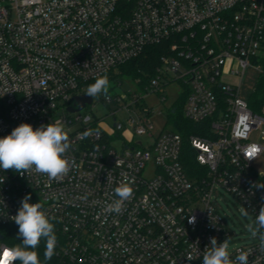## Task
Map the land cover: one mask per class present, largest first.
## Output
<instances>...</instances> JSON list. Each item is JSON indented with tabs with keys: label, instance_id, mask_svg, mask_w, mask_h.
I'll list each match as a JSON object with an SVG mask.
<instances>
[{
	"label": "built area",
	"instance_id": "built-area-1",
	"mask_svg": "<svg viewBox=\"0 0 264 264\" xmlns=\"http://www.w3.org/2000/svg\"><path fill=\"white\" fill-rule=\"evenodd\" d=\"M151 46L165 52L142 91L107 92L85 107L103 103L114 128L68 111L88 85ZM253 61L264 75V0H0V137L21 123L60 120L73 162L57 180L0 170V227L15 224L30 195L58 225L59 264H203L211 238L222 243L232 234L216 193L233 195L254 219L264 207V174L254 169L264 147L250 141L261 128L264 138V107L254 112L240 98ZM174 83L187 93L184 117L211 123L190 138L205 170L197 180L182 162L180 134L166 127L153 138L154 111L144 102L150 95L164 101ZM122 112L125 121L117 118ZM120 133L118 151L111 140ZM125 178L134 179L133 197L119 214L109 213ZM8 248L0 239V255ZM240 252L248 264H264L261 240L230 258Z\"/></svg>",
	"mask_w": 264,
	"mask_h": 264
},
{
	"label": "clouds",
	"instance_id": "clouds-1",
	"mask_svg": "<svg viewBox=\"0 0 264 264\" xmlns=\"http://www.w3.org/2000/svg\"><path fill=\"white\" fill-rule=\"evenodd\" d=\"M110 87L107 76L99 77L88 85L86 95L97 98L106 94ZM71 144L63 122L55 120L46 125L34 128L30 123H21L10 134L0 137V170H12L20 175L36 172L46 175L50 180L62 179L71 171L73 162L67 157ZM118 166V160L117 164ZM3 181H0L2 183ZM134 179L125 178L115 189L116 199L106 205L109 213L119 214L127 201L134 194ZM30 195H26L13 217L18 225L17 238L20 244L2 250L0 264H42L37 249L42 240L46 242L45 259H50L56 241L55 225L39 202L30 203ZM247 215V213H245ZM195 217H190L193 223ZM255 223L259 229H264V207L256 215ZM251 230V226H250ZM261 247L264 248V233H260ZM226 241L217 243L211 238L210 246L203 252V264H248L247 254L240 252L235 260L230 258ZM191 260V257H188Z\"/></svg>",
	"mask_w": 264,
	"mask_h": 264
},
{
	"label": "rangeland",
	"instance_id": "rangeland-1",
	"mask_svg": "<svg viewBox=\"0 0 264 264\" xmlns=\"http://www.w3.org/2000/svg\"><path fill=\"white\" fill-rule=\"evenodd\" d=\"M161 65L160 61L159 67H161ZM253 65L254 67H249L246 70L241 82L240 98L247 102L251 101L260 81V77L262 76L261 72L255 69L259 67L260 61H253ZM115 73H118V70ZM231 81L238 82V79L231 78ZM140 87L138 81L125 78L122 80V86H119L117 82L110 81V87L107 92L111 94H122L124 90L128 88H135L142 91ZM183 92L182 85L174 83L164 89L163 95L166 96L164 101H162L157 95H150L145 98L144 102L154 111L152 117L155 126L153 131L154 139L159 136L166 127L167 129H170L166 112L176 105L183 95ZM80 114L91 116L92 120H101L107 128H114V116L110 115V110L107 106L101 102L99 103L97 99L95 100L94 105L81 110ZM117 118L119 121H125L127 113L122 112L117 115ZM78 128L79 127L77 126L76 129ZM261 131L262 128L254 131L250 136V141L259 143L264 147V138ZM138 140H144V142H146L145 137H139ZM122 142L123 138L120 133L119 138L115 136L112 137L111 145L120 151L122 149ZM254 169L257 173L264 174V153L254 162ZM215 198L216 201L214 204L217 211L221 214L227 227L232 233L231 237L227 240L229 253L232 254L237 247L258 243L260 239L257 236L252 235V232L257 230L258 225L255 223V219L245 210L243 205L233 195L222 190L219 194L216 193ZM245 213H247V215Z\"/></svg>",
	"mask_w": 264,
	"mask_h": 264
},
{
	"label": "trees",
	"instance_id": "trees-1",
	"mask_svg": "<svg viewBox=\"0 0 264 264\" xmlns=\"http://www.w3.org/2000/svg\"><path fill=\"white\" fill-rule=\"evenodd\" d=\"M164 52L163 46H151L137 58L113 69L107 75V78L109 82L114 81L117 83H122V80L125 78L139 81L141 89H144V87L149 84L150 79L155 76ZM262 69L264 71V61L262 63ZM117 70L118 73H115ZM186 100L187 93H183L180 100L169 111L168 121L170 130L180 134L183 138L182 162L186 172L192 180H197L205 170L201 168L197 162V151L191 145L190 138L194 135H204L209 132L211 123L210 121L205 123H193L187 120L183 115V108ZM249 105L254 112H260L264 107V75L260 77L256 91L251 101H249ZM53 223L55 225L56 239H58L60 237L58 225L55 222ZM0 232L4 235L5 242L9 246L14 247L20 244L21 241L17 238L18 225L13 224L0 227ZM45 250L46 242L42 240L37 249L42 264H59L54 249L50 259H45ZM17 264H19V262Z\"/></svg>",
	"mask_w": 264,
	"mask_h": 264
},
{
	"label": "water",
	"instance_id": "water-1",
	"mask_svg": "<svg viewBox=\"0 0 264 264\" xmlns=\"http://www.w3.org/2000/svg\"><path fill=\"white\" fill-rule=\"evenodd\" d=\"M74 104L73 106L68 108V111L71 113L74 112H80L81 110L85 109L87 105H91L93 102V98L88 97L86 94L85 95H76L73 97ZM60 115V113L58 114ZM0 239H4V235L0 233Z\"/></svg>",
	"mask_w": 264,
	"mask_h": 264
}]
</instances>
